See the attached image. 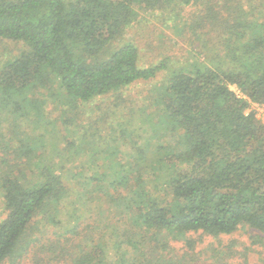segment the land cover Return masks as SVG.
Returning <instances> with one entry per match:
<instances>
[{"label": "trees", "instance_id": "16d2710c", "mask_svg": "<svg viewBox=\"0 0 264 264\" xmlns=\"http://www.w3.org/2000/svg\"><path fill=\"white\" fill-rule=\"evenodd\" d=\"M172 4L199 6L181 29L191 31L204 55L172 71L158 97L157 129L169 132L173 144L150 154L138 148L133 164L106 165L92 177L71 174L83 179L78 195L87 202L104 197L140 230L134 243L127 240L138 254L131 261L115 256L120 264H192L190 233L264 234V125L252 107L264 105V0H0V39L27 47L0 64V264L16 253L34 219L44 214L53 221L70 196L66 159L57 162L56 149H43L63 140L57 123L43 114L47 96L55 93L77 109L153 78L163 63L140 68L134 43H113L138 11H172ZM29 121L39 138L27 135ZM62 130L66 137L76 133ZM172 237L185 238L189 249L177 262L162 257ZM108 251L98 242L68 264H108Z\"/></svg>", "mask_w": 264, "mask_h": 264}, {"label": "rangeland", "instance_id": "374dc122", "mask_svg": "<svg viewBox=\"0 0 264 264\" xmlns=\"http://www.w3.org/2000/svg\"><path fill=\"white\" fill-rule=\"evenodd\" d=\"M171 7L172 11H138L139 16L123 37L113 43L114 48L125 42L134 43L139 50L140 68H153L163 63L165 68L153 78L137 81L115 93L81 104L77 109L69 108L55 93L47 96L43 114L47 121L57 123L63 140L60 145L52 141L43 149L49 153L56 149L54 159L57 162L58 159H66L62 172L67 175L64 179L70 176L69 183L66 182L70 196L60 204V212L53 221L44 214L32 221L16 253L3 264H68L74 254L89 251L91 245L98 242L109 249L111 262L108 264H120L121 258L131 261L138 254L127 240L132 239L134 243L140 230L127 223L117 209H110L104 197L87 202V196H79L83 179H74L71 174L92 177L106 170V165L115 169L117 165L133 164L138 148H145L146 154H150L158 145L173 144L169 132L157 129L163 114L157 103L158 97L170 84L172 71L188 68L203 60L204 55L200 54L203 51L201 43H192L189 38L191 31L181 29L186 21L195 18L199 6L172 4ZM205 44L207 49L210 48V43ZM26 49L22 42L0 39V64ZM231 89L239 94L234 86ZM63 127L76 133L69 132L66 137ZM26 130L29 131L27 135L39 138V128L30 121ZM15 136L19 137L18 134ZM69 140L74 143L65 148V142ZM187 237L195 245L193 253H190L192 264H264L262 233L240 229L234 234L219 237L196 233ZM184 239L169 238L167 249L162 250L163 259L173 258L177 262L185 256L184 252L189 249ZM79 243L81 248L77 247ZM122 253L126 255L122 257ZM115 256L121 257L119 263Z\"/></svg>", "mask_w": 264, "mask_h": 264}, {"label": "built area", "instance_id": "2783aa9c", "mask_svg": "<svg viewBox=\"0 0 264 264\" xmlns=\"http://www.w3.org/2000/svg\"><path fill=\"white\" fill-rule=\"evenodd\" d=\"M253 107L256 110V116H257V118L260 119L261 122L264 125V105H256V104H253Z\"/></svg>", "mask_w": 264, "mask_h": 264}]
</instances>
